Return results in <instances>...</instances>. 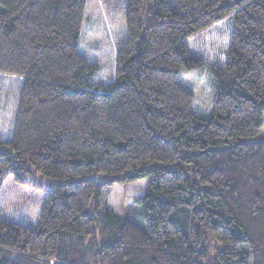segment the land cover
<instances>
[{
  "label": "trees",
  "instance_id": "trees-1",
  "mask_svg": "<svg viewBox=\"0 0 264 264\" xmlns=\"http://www.w3.org/2000/svg\"><path fill=\"white\" fill-rule=\"evenodd\" d=\"M263 115L264 0H0V264H264Z\"/></svg>",
  "mask_w": 264,
  "mask_h": 264
},
{
  "label": "rangeland",
  "instance_id": "rangeland-1",
  "mask_svg": "<svg viewBox=\"0 0 264 264\" xmlns=\"http://www.w3.org/2000/svg\"><path fill=\"white\" fill-rule=\"evenodd\" d=\"M264 122V115H263ZM264 139V123L254 141ZM16 182L12 176L5 177L0 184V219L35 229L45 200L46 191L51 188L49 181L39 175L25 174ZM146 181L116 185L109 197L103 198L102 207L119 213L132 200L143 194ZM132 220V217L130 218ZM141 224L138 219L132 220Z\"/></svg>",
  "mask_w": 264,
  "mask_h": 264
}]
</instances>
